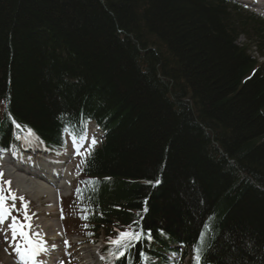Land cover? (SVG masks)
I'll return each mask as SVG.
<instances>
[{"label":"trees","instance_id":"16d2710c","mask_svg":"<svg viewBox=\"0 0 264 264\" xmlns=\"http://www.w3.org/2000/svg\"><path fill=\"white\" fill-rule=\"evenodd\" d=\"M90 120L104 140L72 198L113 264H194L197 244L199 264H264V18L235 0H0V151Z\"/></svg>","mask_w":264,"mask_h":264},{"label":"rangeland","instance_id":"374dc122","mask_svg":"<svg viewBox=\"0 0 264 264\" xmlns=\"http://www.w3.org/2000/svg\"><path fill=\"white\" fill-rule=\"evenodd\" d=\"M250 1H251L250 3H252L253 0H250ZM249 5H250V8L251 7L253 8L252 4H249ZM261 15L264 16V14H261ZM239 40L241 41L242 39H239ZM70 146L71 145L68 146L69 147V153L74 154V156H78L80 154V152L83 150V148L85 147V145L79 146L78 148H74V146H71V147ZM36 149H37V146L33 145V150H36ZM13 155H16V154L13 153ZM56 160L57 161H61L63 167H66L68 163L73 161L71 155H66V156H63L62 158H58ZM65 160H66V162H65ZM1 163L3 165L1 164V166H0V197H2V198L4 197L3 189L5 187V182L6 181L10 182L11 186H13V188H15V191L12 192V194H14V196L17 199L15 204H17V202L19 200V205H22L21 208H20V213H19L22 216V221L21 222H16V220H15V223H16L17 227H19V229H20L21 226L25 225V220H27V221H29L31 223L30 225H33L32 226V230H33L34 229V217L35 216H41L42 212L47 209V207H48L47 201H49V199H48L47 196L45 198L44 197H42V198H38L37 197L32 202L31 205L35 208L34 210H32V212L35 213L36 211H39V214H33V215H35L33 218L29 217L28 219H26L25 215L23 213V211L25 210L24 207H23V203L25 201H21V199H20L21 196H20L19 193H17V190L19 189L18 186L16 185V183L9 176H7V173H6V167L8 165H10V163L6 164L3 161H1ZM18 166H19V164H18ZM7 184L9 185V183H7ZM22 194H24V193H22ZM3 200H5V199L3 198ZM42 203H43V206L40 207ZM63 205L65 207L66 212H69L71 207H73V206L75 207V203L70 197L66 198L63 201ZM4 207L8 208V205H4ZM57 207H58V209H57L58 214L57 215H55V214H53L52 212L49 211L48 213H45V216L47 218H49V219L58 218V221L60 223H62L61 227H62L63 231L67 232V233L71 232L72 229L74 228V225H73V228H72L69 224L74 222L73 219L68 216V218L65 220V212H64L65 210H64V208L62 206V203H61V207H60V202H59L57 204ZM27 215H29V214H27ZM14 216L15 215L13 213H12V216L9 215V214L6 215V217L8 218V221H9V225H8L9 228L7 230L8 234H10L12 232V230H13L12 227H10V225L13 224ZM24 218H25V220H24ZM29 222H27V224H29ZM64 225H66V229H69L68 226H70V230H66L64 228ZM15 233H17V232H15ZM18 235H20V234H18ZM18 237H17V240L19 241ZM80 237H76V238H80ZM102 239H103V237H101V235H100V237L98 238V241L96 243H94V244L93 243H88V242H87V244H80V245H78V244L74 245L73 243H70V244L67 243V246H66L65 245V241L66 240L61 237L60 241L56 242L55 246H57V248L58 247L60 248V251L62 252L63 255L61 256V261H58L56 264H77V263L78 264H86V262L89 261V258H86V255L88 254V251L90 249L98 248V254H102L101 253L102 250L101 251L99 250V247H101L100 245H102V243H103ZM6 252L8 253V251H4V249L2 248V245H1V241H0V264H14L13 262H11L12 258L9 255L5 254ZM66 253H71L72 256L65 255ZM98 257H99L98 259H100V263L103 264L102 260H101V257L99 255H98ZM73 258L76 261H73ZM184 264H187V263H184Z\"/></svg>","mask_w":264,"mask_h":264},{"label":"bare ground","instance_id":"6f19581e","mask_svg":"<svg viewBox=\"0 0 264 264\" xmlns=\"http://www.w3.org/2000/svg\"><path fill=\"white\" fill-rule=\"evenodd\" d=\"M44 163L46 165H44ZM40 164V162H38ZM7 174L11 176L16 185L20 187L21 191L28 192L31 197H36L37 195H46L48 196L50 203H49V210L55 209L56 210V203L59 194L62 190H65L68 182L69 177L67 176L66 172L62 170L56 163H48L43 162L39 165L38 173L39 176H32V178L27 177L25 174H16L15 166H8L6 170ZM48 175V176H43ZM55 184H50L53 182ZM35 226H34V234L33 238L37 245H40L39 242H44L43 236L46 233H50V241L48 242L49 247L48 250H52V245L59 240V236L61 235L62 229L57 223L55 219H47L44 217H35ZM52 220V221H51ZM56 220V221H55ZM38 234V235H37ZM2 248L4 251H9V256L14 257V250L10 247L7 241H1ZM46 251V250H44ZM48 252V251H47ZM24 253V252H23ZM23 257H32L34 254L39 255L41 251H34V252H27V254H23ZM86 258H90L91 264H97V249H90Z\"/></svg>","mask_w":264,"mask_h":264},{"label":"snow or ice","instance_id":"6c2138e0","mask_svg":"<svg viewBox=\"0 0 264 264\" xmlns=\"http://www.w3.org/2000/svg\"><path fill=\"white\" fill-rule=\"evenodd\" d=\"M14 122V121H13ZM17 127H20L19 125H17ZM29 135H32V132L31 130H29L28 132ZM86 137H81V139H85ZM96 143V140L93 139L92 140V145H94ZM6 183H10V182H7ZM157 183H159V181H157ZM80 190L77 189V192H79ZM12 199L15 200V196H12ZM21 201H23V197H20ZM12 207H15V205L13 204ZM26 207V206H25ZM145 211H147V209H144ZM7 209L4 207V203H3V198L0 197V214H6L7 213ZM25 218L28 219L29 217L27 216V213H25ZM83 219H87V216H83L82 217ZM10 227H12L13 229V236L15 237V232H16V223H15V218H13V224L10 225ZM23 227V226H21ZM85 227H87V225H85ZM22 235L24 234L23 232L21 233ZM161 234L163 235V233L161 232ZM38 235V234H37ZM121 237H127V238H131V239H139L140 238V234L139 233H132V232H125V233H121L120 234ZM201 236L203 237V233L201 234ZM151 238L150 236V232H149V239ZM111 243H114V244H119L120 241L119 240H115V241H111ZM65 245L67 246V241H65ZM53 248L55 247V245L52 246ZM125 247H127V245H125ZM41 250H44L42 247H41ZM193 252H194V257H193V260H194V264H199V261H200V253H201V248H200V245L197 244V245H194L193 247ZM110 255H115L114 253H110ZM124 255V252H120L119 253V256H123ZM142 258L146 259V257H144V254L141 253L140 254ZM103 259V257H101ZM118 258V257H117Z\"/></svg>","mask_w":264,"mask_h":264}]
</instances>
